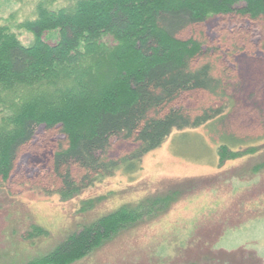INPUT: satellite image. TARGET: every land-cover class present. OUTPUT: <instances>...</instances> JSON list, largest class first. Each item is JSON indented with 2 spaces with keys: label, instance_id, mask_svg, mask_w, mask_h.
Wrapping results in <instances>:
<instances>
[{
  "label": "trees",
  "instance_id": "1",
  "mask_svg": "<svg viewBox=\"0 0 264 264\" xmlns=\"http://www.w3.org/2000/svg\"><path fill=\"white\" fill-rule=\"evenodd\" d=\"M232 13L264 21V0H74L56 9L40 1L32 18L1 22L0 186L39 126L64 136L52 155L62 197L119 171L138 172L145 155L174 130L210 121L221 127L224 108L233 105L227 71L199 37L180 35L210 16ZM14 29L29 32L30 44ZM45 34H54L55 43ZM194 93L212 103L180 102ZM219 135V165L257 150H234L241 139ZM166 198H154L152 208L122 206L25 264L78 261L145 212L156 213Z\"/></svg>",
  "mask_w": 264,
  "mask_h": 264
},
{
  "label": "rangeland",
  "instance_id": "2",
  "mask_svg": "<svg viewBox=\"0 0 264 264\" xmlns=\"http://www.w3.org/2000/svg\"><path fill=\"white\" fill-rule=\"evenodd\" d=\"M40 1L56 9L74 0H0V23L32 18ZM14 31L30 44L29 32ZM192 35L212 49L229 77L233 105L224 108L222 126L210 121L174 130L145 155L138 172H116L70 197L58 194L52 171L64 136L39 126L0 186V264H25L122 206L152 208L153 199L165 195L156 213L145 212L71 264H264V21L213 15L180 36ZM45 38L56 41L54 34ZM180 102L191 108L212 103L204 93ZM223 132L241 139L232 149L257 150L219 165Z\"/></svg>",
  "mask_w": 264,
  "mask_h": 264
}]
</instances>
